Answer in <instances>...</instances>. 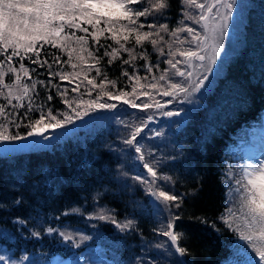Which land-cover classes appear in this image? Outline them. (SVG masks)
<instances>
[{
  "label": "trees",
  "instance_id": "16d2710c",
  "mask_svg": "<svg viewBox=\"0 0 264 264\" xmlns=\"http://www.w3.org/2000/svg\"><path fill=\"white\" fill-rule=\"evenodd\" d=\"M170 3L159 22L168 23L169 29L174 30L180 26L185 8L180 0ZM152 19L148 17V21ZM140 22H145V18L141 17ZM100 27L105 25L102 23ZM92 31L89 26V32ZM81 35L86 34L79 32L77 36ZM161 35L173 47L176 38L167 33ZM109 36L108 32L100 35L99 45L88 36V49L101 56L104 48L100 45L119 48ZM178 39H187L186 33H179ZM121 43L129 48L135 46L136 53L146 52L147 59L137 55L131 64H123V60L129 59L123 51L111 64L110 57H103L96 66L107 73L109 80L116 81L115 87L106 84V89L131 93L135 86L137 95L129 99L141 100L151 93L161 98L168 83L158 78L169 69L168 44L161 41L157 45L164 49L165 54L160 55L147 41L143 47L135 45L134 37ZM74 44L73 47H78ZM39 50L41 60H47L52 71H74L65 63L68 56L63 49L44 44ZM53 54L60 56L58 63H52ZM83 55L86 68L93 61L87 52ZM28 56L35 59L32 53ZM75 56L73 53V62L77 63ZM21 62L29 68L32 77L30 80L21 74L24 84L51 80L63 90L75 87L82 79L74 77L75 83H69L61 81L58 75L53 78L47 64L40 68L27 57L23 61L14 57L12 61L16 68ZM33 68L37 71L31 72ZM124 70L130 75L134 73L137 80L123 76ZM75 71L79 72L80 68ZM93 77L97 84L103 79L95 71L89 72L88 78ZM14 80V74L6 72L5 82L14 83ZM146 84H156L157 89L144 88ZM99 91L97 88L88 94L82 86L79 92L69 91L67 95L69 99L82 95V100L88 101L95 99ZM35 92L40 94L36 104L44 101L47 94H53L54 100L47 107L54 114L68 111L76 122L81 120L55 95V88L48 93L43 85L37 84ZM188 96L184 98L183 119L163 126L165 136L148 141L140 153L124 141L136 126L147 120L151 107L135 109L122 99L109 100L107 96L101 102L115 103V109L90 111L74 130L62 133L49 146L0 153V250L15 260L35 257L47 263L70 257L80 262L91 261L90 257H94L93 264H228L239 235L225 218L229 208L226 175L233 166V156L245 142L246 131L259 128L264 119V0H245L242 23L218 69L201 89L197 103L190 104ZM24 103L27 104V99ZM0 104L7 101L0 97ZM7 111H13L11 105ZM15 111L22 115L26 109ZM38 116L36 111L29 114L30 119ZM5 126L9 133L26 135L28 131L23 124L19 128L15 124ZM137 141L139 146V136ZM141 154L157 170L159 178L155 186L182 198L179 208L173 206L169 211L159 201H152L148 185L133 179L139 175L152 180L138 158ZM100 215L116 222L97 218ZM174 215L180 217L174 230L179 236V247L185 249V255L180 257L174 253L168 237L160 234ZM129 221L133 223L128 228L122 230L117 226ZM49 228L53 229L51 233L47 231ZM61 233L72 239L65 240Z\"/></svg>",
  "mask_w": 264,
  "mask_h": 264
},
{
  "label": "snow or ice",
  "instance_id": "6c2138e0",
  "mask_svg": "<svg viewBox=\"0 0 264 264\" xmlns=\"http://www.w3.org/2000/svg\"><path fill=\"white\" fill-rule=\"evenodd\" d=\"M181 4L186 8L195 7L200 9L198 16L190 15L188 12H184L185 18L193 20L196 24H201L206 32L211 33L213 57L211 63H215V55L221 50L220 42L223 39L224 27L232 19L230 12L235 4V0H211L209 5L204 3H197V0H180ZM217 5L226 9L224 15L215 21V14L213 9ZM171 7L170 0H0V56H3V61H0V97H3L7 104H0V142H15L27 140L29 137H43L46 140L52 139L51 136L46 135L49 128L53 130L64 128L67 124L74 122V117L68 111L59 112L54 114L51 107H47L48 102L54 100L53 94H47L39 104L35 103V100L39 97V93L35 92L36 85L41 84L45 87L48 93H51V89H56V96H59L61 101L71 109L76 119H82L88 115L90 111L95 109H108L112 110L117 107L115 103H108L107 101L101 102L103 96H107L109 100L122 99L124 104L129 105L132 108L142 107L147 110L151 107L148 103L137 105L134 100L129 99L130 96L137 95V89L134 86L132 92H125L123 90L118 93H113L106 89V84H111L115 87L116 81L109 80L106 72L102 68L96 65L100 64L103 57H110L108 63L111 64L119 56V52H127L129 59L123 60V64H131L136 59L137 55H140L142 59H147L146 52L136 53L135 46L129 48L125 46L130 37H134L135 45L143 47L145 41L151 43L154 49L159 51L160 55H164V49L157 48V45L163 41L168 44V55L172 56V59H168L166 63L175 70L174 75L181 77L185 76V72L181 71L178 64L180 60H176L175 56L179 55L184 57L185 61H190L193 58L203 62L206 57L202 55L205 49L198 43L197 48L199 51L192 49L176 50L173 51L171 44L164 41L161 33H167L170 36L178 39V34L182 32L188 33L192 37V41H207L208 36L201 37L195 28L184 27L183 21L181 25L174 30L169 29L168 23H160V19L164 18L167 10ZM152 16V21H148V17ZM213 17L214 23L210 27L209 18ZM144 17L145 22H140V18ZM126 21L127 23H122ZM103 22L105 27L101 28L100 24ZM87 24L93 29L89 32L87 27H82L81 24ZM149 29L144 31L143 29ZM65 29H75L86 35L77 36L75 32H66ZM108 32L110 36L107 38L112 39L119 48H113L111 45L104 48V52L101 56H96L95 53L87 47V37L90 36L97 45L100 44L99 36ZM63 34V35H62ZM155 37V38H153ZM74 40L78 47H73L71 43H66ZM190 41V42H192ZM175 42V41H174ZM179 43H185L184 40H179ZM44 44H50L52 47H59L65 51L68 56V60L65 62L70 64L74 70L69 73L62 71H52V65L48 64L47 60H41L40 50L44 47ZM39 45V48L37 47ZM111 48V51L108 49ZM9 49H11L9 53ZM98 50V49H97ZM87 52L88 57L91 58L93 63H86L83 53ZM29 53L35 55V59L28 56ZM73 53H76L75 60L73 62ZM19 57L20 61H23L27 57L34 65H38L43 68L48 65L49 75L51 77L59 76L61 81L68 80L69 83H75L72 79L74 77H82L79 83H75V87L71 89L61 90L59 84H52L51 80L47 83L43 80H33L31 85L22 83V75L28 79H32L30 70L22 62L19 64V68L13 66V58ZM61 60L60 56L53 54L52 63H58ZM5 64H7V70L5 71ZM80 68L77 72L75 69ZM152 67L148 68L150 72ZM37 69H31V72H36ZM95 71L97 75L102 76L103 79L99 84L96 82V77L88 78V73ZM7 73H13L15 76L14 83H6L5 76ZM122 75L129 77L130 80H137L135 74H131L124 70ZM191 76V73L187 74ZM206 78V77H205ZM143 79H147L146 77ZM159 80H166V74H162L158 78ZM51 85V87H49ZM84 87L88 94L99 88L95 99H89L88 101L82 100V95L79 98H68V92H79L81 87ZM144 88L156 89V84H146ZM203 87V81L200 80L193 91H198ZM170 88V90H169ZM169 88H166L162 94L165 96H172L175 93H188L189 87L182 86L179 83H170ZM4 89H7L5 93ZM147 94V93H145ZM27 99V104L24 103ZM13 101L18 103L13 104ZM184 102L183 100L181 101ZM83 104V107L81 106ZM8 105H11L12 112L7 111ZM158 107L163 105L158 104ZM17 108H25L26 111L21 115L15 110ZM33 111L39 113L38 118L30 119L29 114ZM179 112L166 111L164 116L172 117L178 116ZM15 116V119H9V117ZM61 117V118H58ZM153 117L148 116L146 121L136 126L135 130L131 133L129 139L124 141L134 147L137 153L141 152V148L138 145L137 136L147 126L148 121H152ZM27 120V123H23ZM6 124H15L17 128L23 124L28 129L26 135H20L17 133H9ZM157 136L161 135L160 132L156 133ZM27 146V145H25ZM142 162L147 173L151 176L152 180L141 178L139 175L133 177V179L139 181L142 184L148 185V191L155 200L165 205L166 208L180 207L182 198L176 194H173L170 190L166 191L163 188L155 186L156 180L159 178L157 170L144 160L143 154L138 157ZM165 180H170L169 177H164ZM243 182V183H242ZM244 189V193L241 197L242 207L246 209L245 218L248 220V227L251 229L247 234L241 233V238L248 241L253 251L256 252L261 264H264V163L258 168L245 169L243 176L240 180H237V184H241ZM240 191V188H237ZM18 203V201H17ZM103 220H110L115 223L114 218H110L106 215H100L97 217ZM180 219L178 215L171 216L166 228L160 234L167 236L173 245L177 244L179 239L178 233L174 231L175 221ZM132 221H129L125 225H117L124 228H128L132 225ZM49 233L53 229L47 230ZM65 240L72 239L71 236L65 235ZM176 251L181 255H185V249L183 247H176ZM0 261L7 260L4 256H0Z\"/></svg>",
  "mask_w": 264,
  "mask_h": 264
},
{
  "label": "rangeland",
  "instance_id": "374dc122",
  "mask_svg": "<svg viewBox=\"0 0 264 264\" xmlns=\"http://www.w3.org/2000/svg\"><path fill=\"white\" fill-rule=\"evenodd\" d=\"M197 3H204L206 6L211 3V0H197ZM244 3L245 0H235V4L231 9L230 15L232 19L226 24L224 27V35L223 39L220 42L221 50L217 55H215V63H211V59L213 57V49H212V39L211 33L206 32L201 22V24H196L193 20H189L183 16L181 19L183 21L184 27H193L196 29L197 33L203 37L208 36L209 39L207 41H192V37L186 33L187 39H177L175 44L173 45V51L176 50H186L192 49L194 51H199L197 48V44L199 43L201 47L205 50L201 52L202 55H205L206 59L201 62L197 59H192L190 61H185L184 57L176 55L175 59L180 60L181 63L177 65L181 71L185 72V76L181 77L179 75H174L175 70L172 69L169 65L168 72L166 73L168 83L166 88H169L170 83H179L182 86L189 87L188 93H175L172 96L161 95L159 98L158 95H154L153 93L147 94V97H144L140 100V98L134 100V102L138 101L137 105H141L143 103H148L151 105V110H149L150 116L153 117L154 124L150 125V121L147 122V126L143 128V130L138 135L141 139L139 147L141 150L145 147L146 143L152 139H162L165 135L163 134V126H166L170 121H175L176 119H183L182 116L184 114V102L181 105V108L177 110V103L181 100L184 101V98L187 97V100L190 104L197 103V99L199 97L201 89L211 80V77L214 75L215 71L218 69L221 60L224 55L229 50V47L234 40L235 34L238 31L239 26L242 23V12L244 11ZM184 12H188L190 15L198 16L200 14V9L195 7L186 8L184 6ZM226 9L222 6L217 5L216 8L213 9V13L215 14V21H218L220 17H222L225 13ZM103 22H101L100 26ZM214 20L213 17L210 16L209 24L210 27L213 25ZM181 25V24H180ZM82 27H87L89 29V25L81 24ZM66 32L72 31L75 32V35H78L80 31L72 29H65ZM63 35V34H62ZM179 37V34H178ZM179 40H184L185 43H179ZM192 41V42H190ZM69 43V42H66ZM75 43V42H73ZM71 43V45H73ZM77 46V44H74ZM168 59H172V56L168 55ZM191 73V76L187 74ZM206 77V78H205ZM203 81V87L199 88L198 91H193L195 85L200 81ZM157 89V88H156ZM154 89V90H156ZM164 89V90H165ZM170 90V88H169ZM153 91V90H152ZM158 91V90H157ZM155 91V92H157ZM140 94H144V91L139 90ZM178 97V98H177ZM175 102V103H174ZM158 104L163 105V107H158ZM138 109L140 107H137ZM135 108V109H137ZM166 111L179 112L178 116H164L163 113ZM82 120V119H81ZM81 120L75 121L73 123L67 124L64 128L53 130L49 128L46 132V135L52 137L50 140H46L43 137H29L27 140L23 141H15V142H0V153H11L17 151H28L34 150L38 148H44L50 145L54 140L58 139L62 133L70 132L74 130L78 124H80ZM160 132L161 135L157 136L156 133ZM249 134H246L248 136ZM249 142L243 145V155L240 161L235 159L233 156V166L229 168V171L226 175V182L229 186V208L225 214V218L227 222L234 228V230L239 235V240L237 241L236 246L234 247V254L229 259L228 264H261L259 261V257L256 252L253 251L251 244L241 238V233L247 234L251 229L248 227V220L245 218L246 209L242 207L241 197L244 193V189L241 184H237V180H240L243 176V172L245 169L251 168L255 169L261 166L264 163V119L263 124L259 128H255L251 136H249ZM27 145V146H25ZM237 188H240V191H237ZM148 189V186H147ZM149 193V191H148ZM150 194V193H149ZM151 196V195H150ZM152 201L157 202L153 196L150 197ZM81 241V238L78 237V241ZM0 256H4L7 260V264H93L94 257H90L91 261L83 260L80 262L78 258L70 257L67 260L55 259L54 262H42L37 258H23L21 260H15L10 255H7L2 250H0ZM0 264H5V261H0ZM97 264V263H96Z\"/></svg>",
  "mask_w": 264,
  "mask_h": 264
},
{
  "label": "water",
  "instance_id": "95a60500",
  "mask_svg": "<svg viewBox=\"0 0 264 264\" xmlns=\"http://www.w3.org/2000/svg\"><path fill=\"white\" fill-rule=\"evenodd\" d=\"M151 122L153 123V121H151ZM169 242H170V245H171V247L173 248L174 252H175L177 255L180 256L181 254H180L179 252L176 251V247L179 246L178 241H177V244H176V245H173L172 242L170 241V239H169Z\"/></svg>",
  "mask_w": 264,
  "mask_h": 264
}]
</instances>
